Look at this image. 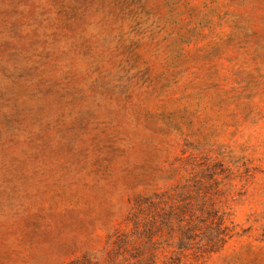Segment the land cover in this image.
<instances>
[{"label": "rangeland", "instance_id": "374dc122", "mask_svg": "<svg viewBox=\"0 0 264 264\" xmlns=\"http://www.w3.org/2000/svg\"><path fill=\"white\" fill-rule=\"evenodd\" d=\"M0 264H264V0H0Z\"/></svg>", "mask_w": 264, "mask_h": 264}]
</instances>
